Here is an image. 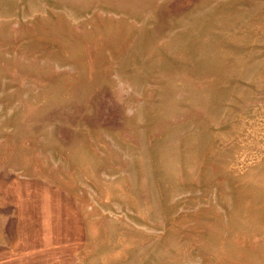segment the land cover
<instances>
[{
    "label": "rangeland",
    "instance_id": "374dc122",
    "mask_svg": "<svg viewBox=\"0 0 264 264\" xmlns=\"http://www.w3.org/2000/svg\"><path fill=\"white\" fill-rule=\"evenodd\" d=\"M0 264H264V0H0Z\"/></svg>",
    "mask_w": 264,
    "mask_h": 264
}]
</instances>
